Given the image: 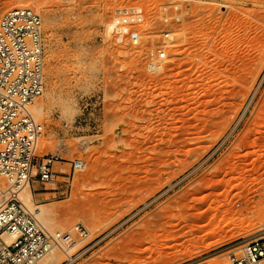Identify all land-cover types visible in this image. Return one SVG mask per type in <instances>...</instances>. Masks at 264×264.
Returning a JSON list of instances; mask_svg holds the SVG:
<instances>
[{
  "label": "rangeland",
  "instance_id": "1",
  "mask_svg": "<svg viewBox=\"0 0 264 264\" xmlns=\"http://www.w3.org/2000/svg\"><path fill=\"white\" fill-rule=\"evenodd\" d=\"M169 3L181 22L151 73ZM21 5L41 18L36 155L63 160L33 199L70 264H229L264 228V0H0V19Z\"/></svg>",
  "mask_w": 264,
  "mask_h": 264
},
{
  "label": "built area",
  "instance_id": "2",
  "mask_svg": "<svg viewBox=\"0 0 264 264\" xmlns=\"http://www.w3.org/2000/svg\"><path fill=\"white\" fill-rule=\"evenodd\" d=\"M162 14L163 41L146 55L151 73L159 72L167 59L166 43L172 39L171 27L181 22L182 10L170 3L163 6ZM139 38L137 32L130 33L133 44ZM44 88L41 18L31 8L12 9L0 19V264H37L52 249L72 245L70 233L47 231L19 197L28 183L53 182L55 164L63 161L36 155L43 127L30 107ZM82 164L75 162L72 168L79 170ZM74 229L79 238L87 237L81 225ZM227 259L229 264H262L264 228L229 243ZM70 262L71 256L66 264Z\"/></svg>",
  "mask_w": 264,
  "mask_h": 264
},
{
  "label": "bare ground",
  "instance_id": "3",
  "mask_svg": "<svg viewBox=\"0 0 264 264\" xmlns=\"http://www.w3.org/2000/svg\"><path fill=\"white\" fill-rule=\"evenodd\" d=\"M170 4V3H169ZM23 7V5H21ZM21 8V7H20ZM173 37V36H172ZM137 44V43H136ZM36 103V102H35ZM33 104L30 107V112L31 114L33 113L34 116L36 117V120L40 119L42 114H43V106L40 103H36ZM32 114V116H33ZM33 116V117H34ZM42 143V142H41ZM43 145V143H42ZM41 144H39V146L37 147L39 149V147H42ZM37 149V150H38ZM39 153V152H38ZM82 163V162H81ZM83 165V164H82ZM20 199L23 201V203L27 206V208L33 212L36 216V219L38 220V222L40 223V225L42 227H44L47 231H49L50 233H53L54 230L57 226L54 225V220L52 217L51 212H49L46 208H44L43 206H37L34 203V199H33V192H32V186L31 184H27L21 191L19 194ZM170 223V222H169ZM168 223V224H169ZM165 225V224H164ZM56 226V227H55ZM164 227V226H163ZM164 229V228H163ZM53 231V232H52ZM174 237V236H172ZM175 238V237H174ZM74 249V247H69L66 248V250H63L62 252L65 254L66 257H69L68 253ZM59 249L54 248L52 249L50 252H48V254L42 259L40 260L37 264H56V262H58L59 259V255H58V251ZM60 251V250H59ZM70 254V253H69ZM229 263V262H228ZM262 263L264 264V260L262 261ZM221 264V263H220ZM224 264V263H223Z\"/></svg>",
  "mask_w": 264,
  "mask_h": 264
},
{
  "label": "crops",
  "instance_id": "4",
  "mask_svg": "<svg viewBox=\"0 0 264 264\" xmlns=\"http://www.w3.org/2000/svg\"><path fill=\"white\" fill-rule=\"evenodd\" d=\"M32 186V185H31Z\"/></svg>",
  "mask_w": 264,
  "mask_h": 264
}]
</instances>
